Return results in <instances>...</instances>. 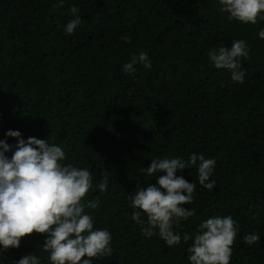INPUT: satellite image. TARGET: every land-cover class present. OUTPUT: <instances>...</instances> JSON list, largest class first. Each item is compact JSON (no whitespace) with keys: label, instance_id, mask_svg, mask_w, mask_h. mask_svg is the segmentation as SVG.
Masks as SVG:
<instances>
[{"label":"trees","instance_id":"1","mask_svg":"<svg viewBox=\"0 0 264 264\" xmlns=\"http://www.w3.org/2000/svg\"><path fill=\"white\" fill-rule=\"evenodd\" d=\"M72 5L82 24L66 35ZM219 8L218 0H0V140L18 142L8 130L48 138L65 150L64 163L89 168L94 185L109 177L108 191L87 194L103 201L90 210L94 226L113 237V254L93 264H189L191 240L173 247L158 235L145 238L128 196L156 183L141 171L151 159L192 152L215 157L217 183L211 191L197 183L184 205L196 214L176 231L195 234L202 220L230 214L240 226L231 264H264V39L257 35L264 20L243 24ZM235 39L250 47L243 84L207 55ZM141 51L152 68L124 73ZM177 175L196 180L195 168ZM253 231L261 241L249 246L242 237ZM46 235L22 237L0 264L28 254L50 264Z\"/></svg>","mask_w":264,"mask_h":264},{"label":"clouds","instance_id":"2","mask_svg":"<svg viewBox=\"0 0 264 264\" xmlns=\"http://www.w3.org/2000/svg\"><path fill=\"white\" fill-rule=\"evenodd\" d=\"M66 0H58L62 6ZM219 11L228 14L229 20L255 25L264 20V0H218ZM68 12L73 17L63 32L72 35L82 24V16L76 5ZM264 39V28L258 33ZM123 39L130 42V37ZM246 40L235 39L230 46L212 47L207 55L216 69L231 73V79L245 83L247 70L242 59L249 56ZM140 64L152 68V62L144 51L132 54L122 65L124 73L132 75ZM6 137H14L17 143L9 145L0 140V255L9 248H18L21 238L33 232L46 233L43 250L48 253L50 264H93L96 258L113 254L112 234L105 227H95L90 210H98L103 201L87 194L108 191L109 177L102 175L94 185V176L87 167H79L67 160L65 150L47 139L21 138L18 130H8ZM11 152L9 157L6 153ZM216 166L215 157L192 152L182 156H164L151 159L141 171L154 176L156 183L137 186L128 199L133 209L131 220L140 225L145 238L158 235L168 246L183 242L188 246L189 264H231L233 244L240 231L239 222L232 215H213L202 220L195 234H181L176 226L193 217L191 205L197 183L213 190L216 180L211 179ZM195 168L196 180L189 182L178 171ZM146 217V219H145ZM243 241L251 246L261 241L258 232L245 234ZM15 264H42L37 254H28Z\"/></svg>","mask_w":264,"mask_h":264}]
</instances>
